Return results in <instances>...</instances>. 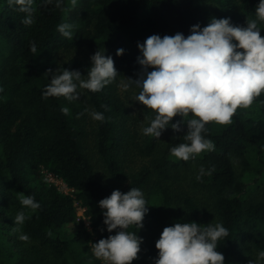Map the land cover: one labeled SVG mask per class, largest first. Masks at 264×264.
I'll use <instances>...</instances> for the list:
<instances>
[{
  "label": "trees",
  "instance_id": "obj_1",
  "mask_svg": "<svg viewBox=\"0 0 264 264\" xmlns=\"http://www.w3.org/2000/svg\"><path fill=\"white\" fill-rule=\"evenodd\" d=\"M41 3L34 0L35 23L28 26L22 23L25 13L0 0V264H104L92 244L117 230L107 231L99 201L131 187L143 191L149 207L143 227L128 229L143 238L131 264H155L163 229L191 222H222L229 230L217 248L224 264L256 261L264 251V93L238 108L231 124L208 123L206 136L215 149L183 161L170 148L185 142L187 124L181 132L169 125L159 139L144 136V117L155 113L138 103L134 114L137 102L122 95L119 85L142 72L137 45L149 36H187L191 26L203 28L213 17L246 27L247 19H256L259 0H77L75 6L64 0L59 8ZM62 23L75 26L72 40L57 31ZM259 27L264 37V22ZM98 50L114 60L119 75L112 84L100 92L80 89L73 102L43 97L58 69L78 70L86 78ZM93 110L105 119L93 120ZM201 167L215 170L197 180ZM44 171L71 193L59 191ZM21 195L34 196L40 208L21 205ZM19 211L29 219L16 231ZM21 233L28 242L19 239Z\"/></svg>",
  "mask_w": 264,
  "mask_h": 264
},
{
  "label": "clouds",
  "instance_id": "obj_2",
  "mask_svg": "<svg viewBox=\"0 0 264 264\" xmlns=\"http://www.w3.org/2000/svg\"><path fill=\"white\" fill-rule=\"evenodd\" d=\"M7 2L26 14L22 23L28 26L35 23L34 0ZM63 2L42 0L41 6L55 4L59 8ZM76 3L77 0H71L73 6ZM255 16L256 19H247L246 27L233 25L230 18L213 17L203 28L200 24L191 26V34L187 36L183 33L163 37L153 34L142 44L138 43L142 57L137 60L142 72L137 79L125 78L119 86L125 92L135 86L139 92L134 101L155 113L154 118L144 117L147 121V126L142 127L144 136L159 139L169 125L174 132H181V125L186 123L185 142L171 147V156L188 161L201 152L215 149L214 142L206 136V125L210 122L231 124L238 108L250 107L254 99L264 93V37L259 27V22H264V0H259ZM74 28L71 23H62L57 31L72 40ZM30 51L33 55L39 53L35 43L31 44ZM123 53L124 49H118L116 54ZM90 59L86 78L78 70L63 68L53 73L42 92L43 97H64L73 102L79 100L80 89L100 92L116 80L119 74L111 55L106 56L105 51L98 50ZM149 68L153 70L148 71ZM0 92H3L2 87ZM61 111L69 114L68 107ZM89 115L96 121L105 119L103 113L94 110ZM176 116L182 119L172 123ZM214 170L206 172L201 167L196 179L211 175ZM20 203L33 211L40 208L31 195H21ZM99 207L103 210L107 231H117L92 244L94 257L104 264H131L141 251L143 238L128 229L133 225L142 228L149 212L143 191L136 187L126 193L114 190L99 201ZM27 219L25 212L19 211L13 219L15 230L20 231ZM228 236L229 230L222 222L206 226L196 222L167 226L155 244L158 249L155 264H224L225 257L217 248ZM19 239L28 242L30 238L21 233ZM262 261L264 251H260L257 260L250 264Z\"/></svg>",
  "mask_w": 264,
  "mask_h": 264
},
{
  "label": "rangeland",
  "instance_id": "obj_3",
  "mask_svg": "<svg viewBox=\"0 0 264 264\" xmlns=\"http://www.w3.org/2000/svg\"><path fill=\"white\" fill-rule=\"evenodd\" d=\"M203 4H205V5H209V3H207V2H205V3H203ZM71 55H75L76 53L73 51V53L71 52L70 53ZM120 87V86H119ZM126 93V94H125ZM136 90H135V88L134 87H132V88H130L128 91H123L122 89H121V94L122 95H128V96H130V98H133L134 99V97H135V95H136ZM131 100V99H130ZM139 102H137V106H135L134 107V114L135 113H137V112H139V104H138ZM44 177H45V179L48 181V182H50V183H52V184H54L56 187H57V189L59 190V191H61V192H63V193H71V190L69 189V188H67L66 187V185L63 183V181L62 180H60V179H57V178H55L52 174L51 175H49L48 174V172H45L44 171ZM77 216L80 218V220L84 223V225L87 227V228H89L90 229V226H89V221H88V219H87V217L84 215V210L83 209H81V208H78L77 209Z\"/></svg>",
  "mask_w": 264,
  "mask_h": 264
},
{
  "label": "built area",
  "instance_id": "obj_4",
  "mask_svg": "<svg viewBox=\"0 0 264 264\" xmlns=\"http://www.w3.org/2000/svg\"><path fill=\"white\" fill-rule=\"evenodd\" d=\"M49 175H51V173H48Z\"/></svg>",
  "mask_w": 264,
  "mask_h": 264
}]
</instances>
